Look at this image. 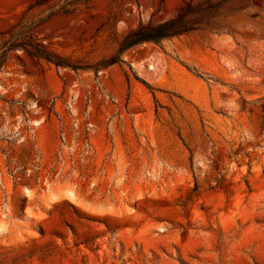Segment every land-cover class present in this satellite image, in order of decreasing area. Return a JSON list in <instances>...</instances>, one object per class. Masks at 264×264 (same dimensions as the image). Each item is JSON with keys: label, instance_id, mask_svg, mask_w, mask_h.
<instances>
[{"label": "rangeland", "instance_id": "374dc122", "mask_svg": "<svg viewBox=\"0 0 264 264\" xmlns=\"http://www.w3.org/2000/svg\"><path fill=\"white\" fill-rule=\"evenodd\" d=\"M10 44L0 264H264V0H0Z\"/></svg>", "mask_w": 264, "mask_h": 264}, {"label": "trees", "instance_id": "16d2710c", "mask_svg": "<svg viewBox=\"0 0 264 264\" xmlns=\"http://www.w3.org/2000/svg\"><path fill=\"white\" fill-rule=\"evenodd\" d=\"M188 12L183 9L178 17L170 18L162 23L153 26L151 23L141 25L140 31H137L138 37L130 42L129 45L135 44L144 40L157 41L163 37L179 35L189 30L195 29L198 20L190 19ZM17 44H10L0 53V70L5 65L8 59V53L11 49L16 47Z\"/></svg>", "mask_w": 264, "mask_h": 264}]
</instances>
